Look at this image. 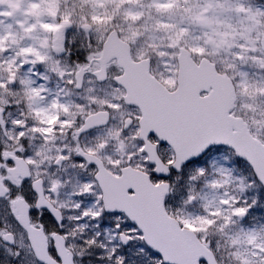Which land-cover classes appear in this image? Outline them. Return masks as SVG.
Returning a JSON list of instances; mask_svg holds the SVG:
<instances>
[{"label":"snow or ice","instance_id":"obj_1","mask_svg":"<svg viewBox=\"0 0 264 264\" xmlns=\"http://www.w3.org/2000/svg\"><path fill=\"white\" fill-rule=\"evenodd\" d=\"M0 264H264V0H0Z\"/></svg>","mask_w":264,"mask_h":264}]
</instances>
